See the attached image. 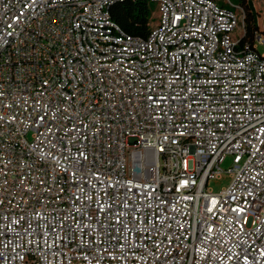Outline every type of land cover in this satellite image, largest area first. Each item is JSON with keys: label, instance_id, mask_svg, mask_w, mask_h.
<instances>
[{"label": "built area", "instance_id": "built-area-1", "mask_svg": "<svg viewBox=\"0 0 264 264\" xmlns=\"http://www.w3.org/2000/svg\"><path fill=\"white\" fill-rule=\"evenodd\" d=\"M135 1L0 0V264H264V0Z\"/></svg>", "mask_w": 264, "mask_h": 264}, {"label": "trees", "instance_id": "trees-1", "mask_svg": "<svg viewBox=\"0 0 264 264\" xmlns=\"http://www.w3.org/2000/svg\"><path fill=\"white\" fill-rule=\"evenodd\" d=\"M232 2H238L243 8L245 31L243 41L252 46L258 29L257 19L260 11L255 8L253 0H233ZM153 5L154 3L150 0L126 2L113 6L110 9V14L123 32L131 36L145 38L150 32Z\"/></svg>", "mask_w": 264, "mask_h": 264}, {"label": "rangeland", "instance_id": "rangeland-1", "mask_svg": "<svg viewBox=\"0 0 264 264\" xmlns=\"http://www.w3.org/2000/svg\"><path fill=\"white\" fill-rule=\"evenodd\" d=\"M232 2L233 0H228ZM253 4L255 8L258 10L261 8V3L259 0H253ZM154 6V5H153ZM157 21V11L154 6V10L152 13L151 25L152 26ZM257 50L262 53L264 51V47L257 43ZM232 165V156L227 155L225 160L221 163V168L223 170H227ZM231 181V174L229 171H223L218 177L211 178L208 180L207 187L214 193L220 192L223 188H226Z\"/></svg>", "mask_w": 264, "mask_h": 264}]
</instances>
